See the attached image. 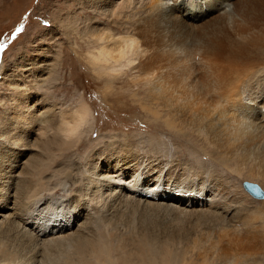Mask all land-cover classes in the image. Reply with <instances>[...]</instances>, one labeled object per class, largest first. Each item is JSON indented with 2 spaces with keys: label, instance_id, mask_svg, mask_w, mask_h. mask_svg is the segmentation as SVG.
<instances>
[{
  "label": "bare ground",
  "instance_id": "obj_1",
  "mask_svg": "<svg viewBox=\"0 0 264 264\" xmlns=\"http://www.w3.org/2000/svg\"><path fill=\"white\" fill-rule=\"evenodd\" d=\"M90 9L102 19L97 68L113 76L122 59L137 58L142 74L134 82L151 97L146 112L185 142L191 161L139 159L115 134L90 142L86 103L69 116L50 99L23 94L14 119L0 127V264H147V251L162 264H264L258 251L223 260V239L258 238L260 212L244 214L247 196L217 172L264 179V0H93ZM24 142L39 144V154L27 157ZM80 143L92 146L86 159L76 150L68 157ZM17 146L23 154L10 153ZM60 190L67 196L56 198ZM154 206L200 214L218 239L182 236L188 248L176 252L183 227L157 234L131 216ZM207 249L222 261L188 257Z\"/></svg>",
  "mask_w": 264,
  "mask_h": 264
},
{
  "label": "rangeland",
  "instance_id": "obj_2",
  "mask_svg": "<svg viewBox=\"0 0 264 264\" xmlns=\"http://www.w3.org/2000/svg\"><path fill=\"white\" fill-rule=\"evenodd\" d=\"M90 5H93V0H0V46H2L0 47V64H4L0 72V127L8 125L14 119L20 105L18 102L23 94L44 97L45 101L50 99L61 106V109L69 116L80 109V103H86L90 107V116L94 118L95 125L92 134L88 135L90 142L101 139V135H104L107 140L110 134H115L120 138L126 137L123 144H121L122 141H118L117 144L133 146L135 152L133 155L139 159L149 158L156 164L166 159L180 162L191 161L185 142L176 135L169 134L165 127L158 126L153 117L146 112L144 104L150 106L151 97L147 88L143 89L140 83H136L139 80L134 82V78L142 74L137 58H134L135 63H130L125 58L122 62L112 59L114 63L121 62L120 65H122H117L122 73L117 71L113 76H108L97 68L93 59V56L99 52L98 44L94 41V37L97 36L95 26L96 20L99 22L102 19L92 12ZM101 25L99 27H106L105 24ZM108 29L116 28L108 25ZM39 83L42 86H39ZM24 144L27 148L31 146L30 143L24 142ZM38 145L36 148H39V151L41 148ZM86 145L87 143H80L78 148H70L72 150L66 155L69 157L76 150L80 152L84 160L86 152L92 149L91 145L88 144V147ZM107 146L110 145L107 144ZM36 148L33 147L27 157L33 153L39 154ZM10 153L23 154L18 146ZM204 157L202 156V159ZM217 172L223 173L230 184L236 183L238 187L236 185L234 187L236 186L238 193L242 194L241 197L247 196V199L244 198L248 203L244 202L247 206L244 214L249 215L255 212V209L260 212V215L257 211L255 212L259 217L258 222L261 221L257 222L258 228L254 229L258 238L250 239L244 236L241 242L223 239L220 245L223 257L214 249L196 250L198 256L193 255L192 252L188 254V257L195 258L193 260L199 262H201L200 259L205 258L217 262L222 261V258L228 260L226 257L231 253L258 251L257 254L264 262V196L261 199L251 196L242 185L243 181H251L242 180L237 173H233L234 171L219 168ZM253 182L264 192L263 178H254ZM141 183L142 186L146 185L143 177H141ZM193 187V184L189 185L190 190H193ZM55 196L63 197L67 196V193L60 190ZM170 196L177 198L174 194ZM160 207L162 208L155 207L153 212L150 210L152 213L139 212L136 216L133 214L131 216L136 217L138 224L151 228L157 234L162 232L163 227L169 226L173 231L183 227L181 231L184 233L178 234L174 242L176 252L187 250L188 239L190 242V239L201 238L207 243L218 239L214 237L217 232L210 230L211 223L202 219L200 214L168 215L170 212L164 210L165 206ZM66 214L62 215V218L69 221L70 219L65 218ZM175 216L178 223L172 220ZM156 222H160V225L154 226L153 223ZM245 227L248 230V226ZM241 232L248 233L243 229ZM182 236L189 238H182ZM113 240L117 241V239ZM188 251H194V249L189 246ZM146 254L150 257L147 264H162L155 253L151 254L147 251ZM219 256L222 258L220 259ZM163 263L168 264V261ZM178 263L177 259L169 261V264ZM113 264H117L114 258Z\"/></svg>",
  "mask_w": 264,
  "mask_h": 264
},
{
  "label": "water",
  "instance_id": "obj_3",
  "mask_svg": "<svg viewBox=\"0 0 264 264\" xmlns=\"http://www.w3.org/2000/svg\"><path fill=\"white\" fill-rule=\"evenodd\" d=\"M242 185L245 188V190H247V192H249V194L251 196H253L255 198H259V199L263 198L262 197L263 191L256 184H254L252 182H248V181H243Z\"/></svg>",
  "mask_w": 264,
  "mask_h": 264
},
{
  "label": "snow or ice",
  "instance_id": "obj_4",
  "mask_svg": "<svg viewBox=\"0 0 264 264\" xmlns=\"http://www.w3.org/2000/svg\"><path fill=\"white\" fill-rule=\"evenodd\" d=\"M18 31H19V29H18ZM0 47H2V46H0Z\"/></svg>",
  "mask_w": 264,
  "mask_h": 264
}]
</instances>
